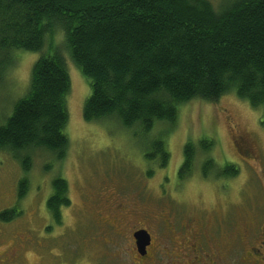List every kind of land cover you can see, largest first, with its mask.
Here are the masks:
<instances>
[{"label": "rangeland", "instance_id": "374dc122", "mask_svg": "<svg viewBox=\"0 0 264 264\" xmlns=\"http://www.w3.org/2000/svg\"><path fill=\"white\" fill-rule=\"evenodd\" d=\"M210 1L215 7L220 2ZM49 37L40 51L17 50L13 66L2 72L0 125L11 114L14 102L26 93L33 63L40 55L62 47L61 30L52 40ZM61 52L70 78L65 98L67 152L56 160L35 151L30 168L24 171L9 153L0 150V213L18 208L12 220L4 219L9 215L0 218V264H137L140 259L129 232L135 228L152 233L153 258L142 263L153 264L155 230L160 227L167 232V221L169 226L173 221L169 211L177 219L192 209L209 221L215 215L217 232L227 228L232 218L242 232L264 215L261 108H253L231 92L215 102L193 99L180 104L174 123L158 121L147 132L138 125L123 127L110 118L86 121L83 105L90 93L89 83L67 49ZM159 135L169 153L165 166L158 165L152 148ZM202 139L213 143L209 151L199 146ZM189 141L197 147L192 171L179 177L183 148ZM207 159L211 162L206 163L205 174L202 167ZM228 165L236 173L227 174ZM57 176L66 179L70 199L61 208L60 224L46 205L51 181ZM22 178L28 185L19 197ZM125 214L127 220L122 218ZM140 231H136L138 235ZM230 238L224 233L220 241L224 254L231 247Z\"/></svg>", "mask_w": 264, "mask_h": 264}, {"label": "trees", "instance_id": "16d2710c", "mask_svg": "<svg viewBox=\"0 0 264 264\" xmlns=\"http://www.w3.org/2000/svg\"><path fill=\"white\" fill-rule=\"evenodd\" d=\"M59 30L61 48L89 83L86 121L110 118L147 132L158 121L174 123L180 104L215 102L234 92L262 109L264 127V0H220L217 7L210 0H0V76L17 50L40 51L46 36L52 40ZM61 48L33 63L26 93L0 125V150L24 171L35 151L56 160L67 152L70 78ZM157 137L155 160L165 166L169 153ZM200 142L203 151L213 144ZM196 148L184 145L179 177L192 171ZM203 162L206 174L211 160ZM27 185L19 180V197ZM51 186L46 205L60 224L61 208L70 204L68 184L57 176ZM17 213L15 206L0 218Z\"/></svg>", "mask_w": 264, "mask_h": 264}, {"label": "flooded vegetation", "instance_id": "af4514ba", "mask_svg": "<svg viewBox=\"0 0 264 264\" xmlns=\"http://www.w3.org/2000/svg\"><path fill=\"white\" fill-rule=\"evenodd\" d=\"M172 225L169 226L167 221V229L165 231L158 228L155 230V263L153 264H264V215H254L258 220H252L248 227L241 232L236 229L237 221L232 218L227 228H223L221 232H217L214 228L215 215L211 216L209 221L203 216L196 213V209H192L187 215H181L177 219L174 211ZM262 214V213H261ZM127 220L126 214L122 217ZM107 218L104 217V222ZM118 222L119 219H116ZM216 223V222H215ZM122 229H125L122 227ZM146 230L150 236V242L141 252L138 250L134 233L137 230ZM136 255L140 261L137 264L149 262L154 254L153 236L149 229L135 228L130 231ZM184 235L183 240L178 241L176 234ZM165 234V238L161 235ZM224 233L231 236V247L224 254L222 248V239ZM221 241V242H220Z\"/></svg>", "mask_w": 264, "mask_h": 264}, {"label": "water", "instance_id": "95a60500", "mask_svg": "<svg viewBox=\"0 0 264 264\" xmlns=\"http://www.w3.org/2000/svg\"><path fill=\"white\" fill-rule=\"evenodd\" d=\"M140 235L137 234V232L134 233L136 242H137V247L139 251H143L145 249V246L149 244L150 242V236L146 230H141Z\"/></svg>", "mask_w": 264, "mask_h": 264}]
</instances>
